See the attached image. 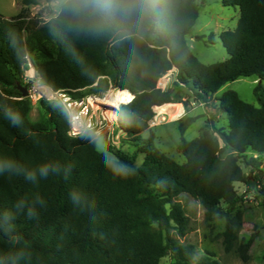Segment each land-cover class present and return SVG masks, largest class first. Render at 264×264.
<instances>
[{"label":"trees","instance_id":"16d2710c","mask_svg":"<svg viewBox=\"0 0 264 264\" xmlns=\"http://www.w3.org/2000/svg\"><path fill=\"white\" fill-rule=\"evenodd\" d=\"M17 1L23 7L19 15L6 19L0 14V157L30 170L59 163L71 172L36 183L22 175L0 176V209L37 195L44 202L31 218L16 217L17 239L0 232V257L18 256L8 264H161L170 256L171 264H194L195 247L174 237L188 233L181 202L187 194L201 203L207 220L225 219V251L237 250L248 262L256 236L240 239L245 213L235 184L255 185L239 165L240 156H264L261 84L254 91L259 108L235 91L219 99L228 117V132L219 131L223 146L208 130L195 140L184 138L197 118L179 124L183 164L152 144L133 155L116 153L111 160L98 151L93 132L69 137L68 115L58 102L42 100L44 114L33 122L32 103L18 85L27 57L33 56L42 83L55 91L82 98L85 89L88 94H104L111 87L128 90L136 97L121 108L120 128L129 138L151 132L152 139L154 109L173 116L183 109L171 104L176 103L171 89L158 87L173 69L177 84L203 104L239 79L264 81V0H221L226 7H239L240 19L236 30L220 35L229 58L213 65L200 62L187 42L199 17L196 0H69L47 23L27 14L41 0ZM112 97L117 104L130 99L123 93ZM13 116L20 118L18 126ZM140 154L141 166L136 163ZM74 191L81 198L78 205L70 199ZM259 195L264 218V188ZM198 264L213 263L203 259Z\"/></svg>","mask_w":264,"mask_h":264},{"label":"rangeland","instance_id":"374dc122","mask_svg":"<svg viewBox=\"0 0 264 264\" xmlns=\"http://www.w3.org/2000/svg\"><path fill=\"white\" fill-rule=\"evenodd\" d=\"M69 0H54L46 2L41 0L39 5L31 6L27 9V14L31 18H37L43 23H47L60 14L62 6ZM199 7V17L193 27L191 33L187 36V42L195 56L205 65H213L221 63L229 58L226 49L223 47L220 35L225 31L236 30L240 19L239 7H226L221 0H196ZM23 7L17 0H0V14L6 19H11L20 14ZM213 37V43H210V37ZM29 59L34 64L33 56ZM29 80V72L27 66L24 68L21 76V84L27 87L33 94L30 99L32 103V111L30 118L36 122L44 114L40 106L42 99L34 92V84H27ZM169 83L167 89H171L176 103L183 104L188 113L181 120L174 121L183 112V109L176 115L160 113V117L156 121L158 113L150 123V129L154 134L151 139V132H145L138 138L126 137L122 140L119 148H113L103 138L96 140L98 151L105 153L111 160H115L116 153H127L133 155L143 145H154L169 157L183 164L186 159L179 150L180 131L179 124L189 117L197 118L196 122L186 131L184 138L188 141L195 140L200 137L203 130L210 131L223 146V141L219 135V131L228 132V117L219 106V99L228 91L238 93L241 100L245 103L260 107L259 101L255 96V88L261 84L264 93V81H260L255 77L242 78L235 82L224 86L217 94L209 99L208 104L199 107L201 103L196 102L192 93L182 84H177L176 72L170 71L162 77L158 82V87H162ZM164 89V90H165ZM82 93L88 94L89 89H85ZM156 122V125L154 124ZM218 129V130H217ZM144 155L137 156L136 163L141 166ZM239 165L243 169L246 176L251 177L254 187L248 188L243 183L235 184L236 191L243 197V201L239 208L245 213V225L240 234V239H249L252 235L256 236L255 242L249 249L250 260L244 262L237 250L226 252L223 246L222 234L225 230L226 221L224 218H215L207 220L206 211L201 203L190 195H183L181 202L186 209V215L189 221L188 233L184 238L174 237L182 244L193 245L197 251L194 264H198L201 260H206L213 264H264V218L262 208L259 205V191L264 188V156H257L251 152L240 156ZM225 207V205H223ZM161 264H171V257L166 256L162 259Z\"/></svg>","mask_w":264,"mask_h":264},{"label":"built area","instance_id":"2783aa9c","mask_svg":"<svg viewBox=\"0 0 264 264\" xmlns=\"http://www.w3.org/2000/svg\"><path fill=\"white\" fill-rule=\"evenodd\" d=\"M27 72H29V80L27 84H34V92L42 99L49 102L60 103L68 115L69 130L68 135L72 139L82 138L83 134L75 136L70 135L74 130L78 133H84L90 130L97 138L105 137L106 141L113 147L119 148L122 140L127 137L126 133L120 128L119 117L123 106L131 104L135 100V95L128 90H121L111 87L106 93L102 95H89L82 98H75L67 91H55L49 86L44 85L41 78L36 72L35 66L27 57ZM37 88L46 89L50 97L41 96L36 92ZM29 90V89H28ZM162 90H164L162 88ZM123 93L130 97L128 102H121L115 105L111 99V94ZM34 94L29 90V99H32ZM104 108H109L105 110ZM157 116L155 119H157ZM156 125V122L154 123Z\"/></svg>","mask_w":264,"mask_h":264},{"label":"clouds","instance_id":"9594fccd","mask_svg":"<svg viewBox=\"0 0 264 264\" xmlns=\"http://www.w3.org/2000/svg\"><path fill=\"white\" fill-rule=\"evenodd\" d=\"M11 122L14 126H18L20 124V118L18 116L11 117ZM92 135L91 131H85L84 133H78L77 131H73L70 135ZM63 172L65 178L71 172V167H63L59 163L49 164L45 163L36 169H27L18 161H15L8 157H0V176L7 175L9 178L13 176H23L24 179L31 183H36L39 178L46 179L50 174H60ZM70 199L74 204H80L81 198L79 193L72 192L70 193ZM43 200L37 195L31 202L27 199H19L17 200L10 209H0V232H2L5 236H8L12 239H17L13 235L14 232V221L16 217L20 214H26L30 218L36 214V205H43ZM18 258V256L12 257H0V264H8L9 259Z\"/></svg>","mask_w":264,"mask_h":264},{"label":"crops","instance_id":"0c3cea01","mask_svg":"<svg viewBox=\"0 0 264 264\" xmlns=\"http://www.w3.org/2000/svg\"><path fill=\"white\" fill-rule=\"evenodd\" d=\"M173 72H176V74H177V69H173ZM168 86H169V83H167L166 85H165V87L163 86L162 88L163 89H165V88H168ZM166 90V89H165ZM171 104H180V103H171ZM181 106H182V108H183V112L177 117V119H175L174 121H178V120H181V119H183L184 117H185V115L187 116V112H186V110H185V106L183 105V104H180ZM203 103H201V105L199 106V107H203ZM162 107V106H161ZM154 111L156 112V113H158L155 109H154ZM158 116L160 117V115H159V113H158ZM151 131H154L155 132V130L156 129H154L153 127H151V129H150ZM156 133V132H155ZM100 138H103L104 139V141H106V139H105V137L104 136H102V137H100ZM98 139V138H97Z\"/></svg>","mask_w":264,"mask_h":264},{"label":"bare ground","instance_id":"6f19581e","mask_svg":"<svg viewBox=\"0 0 264 264\" xmlns=\"http://www.w3.org/2000/svg\"><path fill=\"white\" fill-rule=\"evenodd\" d=\"M36 92L39 93L41 96H46V97H50V94L49 92L46 90V89H43V88H37L36 89ZM113 94H111V99L113 100V97H112ZM42 96V97H43ZM114 104L115 105H119V103L117 104L114 100H113Z\"/></svg>","mask_w":264,"mask_h":264},{"label":"water","instance_id":"95a60500","mask_svg":"<svg viewBox=\"0 0 264 264\" xmlns=\"http://www.w3.org/2000/svg\"><path fill=\"white\" fill-rule=\"evenodd\" d=\"M19 90L21 91L24 98L29 97V90L27 87L22 86L21 84L18 85ZM105 110H109V108H104Z\"/></svg>","mask_w":264,"mask_h":264}]
</instances>
